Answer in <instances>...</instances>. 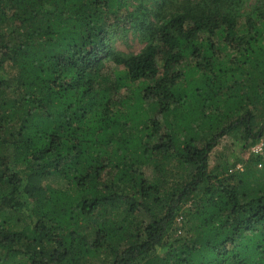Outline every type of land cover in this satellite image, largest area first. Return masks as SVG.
Returning <instances> with one entry per match:
<instances>
[{
    "label": "trees",
    "instance_id": "obj_1",
    "mask_svg": "<svg viewBox=\"0 0 264 264\" xmlns=\"http://www.w3.org/2000/svg\"><path fill=\"white\" fill-rule=\"evenodd\" d=\"M127 5L0 0V264H264V0Z\"/></svg>",
    "mask_w": 264,
    "mask_h": 264
},
{
    "label": "rangeland",
    "instance_id": "obj_2",
    "mask_svg": "<svg viewBox=\"0 0 264 264\" xmlns=\"http://www.w3.org/2000/svg\"><path fill=\"white\" fill-rule=\"evenodd\" d=\"M255 0H249L250 3ZM128 5L127 8L130 12H133L135 9H138L140 6L144 10V8L150 9L153 6L154 0H127ZM125 14V13H124ZM111 44L117 51H122L124 53H139L143 47L145 46V41L141 35V30L134 29L133 27L126 26V28H121L114 36L111 41ZM113 68H115L113 66ZM260 124V123H258ZM264 142V136L261 138L256 144ZM255 144V145H256ZM253 145L249 148L248 151L240 155L241 152V142H240V133H231L224 136L219 145L213 150L210 157V165L211 167L216 166L217 164H223L226 161L235 162L240 159H247L250 155H256L252 148ZM264 149V148H263ZM242 163L237 162V166Z\"/></svg>",
    "mask_w": 264,
    "mask_h": 264
},
{
    "label": "built area",
    "instance_id": "obj_3",
    "mask_svg": "<svg viewBox=\"0 0 264 264\" xmlns=\"http://www.w3.org/2000/svg\"><path fill=\"white\" fill-rule=\"evenodd\" d=\"M263 148H264V142H259L258 144H256L253 148L252 151L256 154V155H260L263 153ZM237 169H242L241 165H238L236 167Z\"/></svg>",
    "mask_w": 264,
    "mask_h": 264
}]
</instances>
